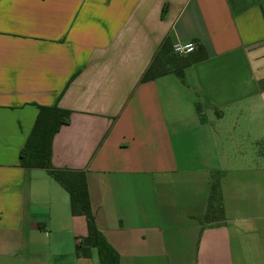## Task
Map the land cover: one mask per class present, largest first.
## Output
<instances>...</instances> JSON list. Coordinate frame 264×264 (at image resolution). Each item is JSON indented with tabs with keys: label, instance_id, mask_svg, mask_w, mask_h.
Returning <instances> with one entry per match:
<instances>
[{
	"label": "crops",
	"instance_id": "crops-1",
	"mask_svg": "<svg viewBox=\"0 0 264 264\" xmlns=\"http://www.w3.org/2000/svg\"><path fill=\"white\" fill-rule=\"evenodd\" d=\"M167 35L205 58L142 81ZM37 104L71 110L51 162L85 170L119 264H264V0H0V264H99L66 190L19 165Z\"/></svg>",
	"mask_w": 264,
	"mask_h": 264
},
{
	"label": "trees",
	"instance_id": "trees-1",
	"mask_svg": "<svg viewBox=\"0 0 264 264\" xmlns=\"http://www.w3.org/2000/svg\"><path fill=\"white\" fill-rule=\"evenodd\" d=\"M165 9L166 6L163 11ZM205 56V51L200 47L188 56L175 54L167 35L140 79L142 81L154 79L168 72H174L181 77L186 66L195 60L205 58ZM36 106L38 108L36 118L19 151V165L24 168L45 169L68 193L71 214L84 217L86 233L77 237L75 243L77 256L90 257L94 249L99 264H119L118 252L107 241L95 223L87 190L85 170L56 167L51 162L53 138L62 125L69 123L71 110L62 108L57 104H37ZM210 215L212 218L222 217V202L217 182L211 185L205 211V217Z\"/></svg>",
	"mask_w": 264,
	"mask_h": 264
},
{
	"label": "built area",
	"instance_id": "built-area-1",
	"mask_svg": "<svg viewBox=\"0 0 264 264\" xmlns=\"http://www.w3.org/2000/svg\"><path fill=\"white\" fill-rule=\"evenodd\" d=\"M196 49V43L192 40L186 42H175L172 44V51L178 55H186Z\"/></svg>",
	"mask_w": 264,
	"mask_h": 264
},
{
	"label": "rangeland",
	"instance_id": "rangeland-1",
	"mask_svg": "<svg viewBox=\"0 0 264 264\" xmlns=\"http://www.w3.org/2000/svg\"><path fill=\"white\" fill-rule=\"evenodd\" d=\"M243 144V143H242ZM241 149H243V147H240ZM253 149V148H252ZM261 149L264 151V144L261 145ZM249 152V151H248Z\"/></svg>",
	"mask_w": 264,
	"mask_h": 264
}]
</instances>
